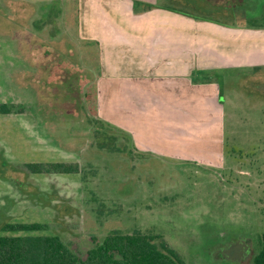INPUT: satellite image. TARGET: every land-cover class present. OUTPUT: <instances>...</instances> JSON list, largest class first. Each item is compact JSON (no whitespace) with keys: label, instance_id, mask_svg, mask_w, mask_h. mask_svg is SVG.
<instances>
[{"label":"rangeland","instance_id":"rangeland-1","mask_svg":"<svg viewBox=\"0 0 264 264\" xmlns=\"http://www.w3.org/2000/svg\"><path fill=\"white\" fill-rule=\"evenodd\" d=\"M159 5L190 20L170 35L218 51L217 68L190 77L199 86L181 123L166 104L177 93L165 90L151 123L114 90L94 114L101 56L79 36L77 0H0V103L11 109L0 113V224L45 223L29 233L58 234L80 257L113 230H140L160 234L186 264H253L264 233V0ZM166 118L168 134L183 125L190 135L168 145L158 131ZM99 120L123 151L101 146ZM57 161L80 172L26 166Z\"/></svg>","mask_w":264,"mask_h":264},{"label":"crops","instance_id":"crops-1","mask_svg":"<svg viewBox=\"0 0 264 264\" xmlns=\"http://www.w3.org/2000/svg\"><path fill=\"white\" fill-rule=\"evenodd\" d=\"M160 1L77 0L78 31L82 39L95 41L99 46L102 75L97 79L98 102L103 93L107 91L108 95L114 90L119 105L134 111L138 119L147 117L151 123L158 115L155 106L162 90L167 95L177 93L173 102L167 100L166 104L180 112L175 113L181 123V116L188 115L184 108L190 105L188 89L199 86L190 77L198 68L215 69L218 51L205 47L207 40L196 42L182 33L170 35L171 28L184 30L190 20L160 6ZM163 115L165 118L169 114ZM162 122L164 127L158 131L167 135L168 145L179 136L190 135L189 131L184 133L187 128L183 125L172 127L179 130L178 135H169L167 118Z\"/></svg>","mask_w":264,"mask_h":264},{"label":"trees","instance_id":"trees-1","mask_svg":"<svg viewBox=\"0 0 264 264\" xmlns=\"http://www.w3.org/2000/svg\"><path fill=\"white\" fill-rule=\"evenodd\" d=\"M219 86L220 97L223 98V90L221 85ZM94 92L95 104L92 111L97 114V89ZM90 98L91 94L88 95V99ZM10 112L8 105L0 103L1 114ZM99 122L96 131L104 135L100 141L101 146L123 151L115 144L116 136L108 134L113 127L104 120ZM26 166L32 173L80 172L77 162H30ZM47 227V224L41 222L1 223L0 264H186L179 253L160 238V234L140 230H113L101 241H96L85 257H80L58 234L29 233L47 230ZM20 232L28 234H12ZM253 264H264V233L260 236V248L253 257Z\"/></svg>","mask_w":264,"mask_h":264}]
</instances>
